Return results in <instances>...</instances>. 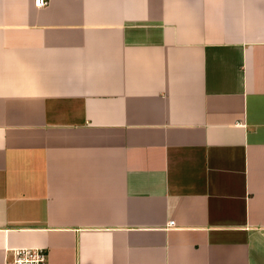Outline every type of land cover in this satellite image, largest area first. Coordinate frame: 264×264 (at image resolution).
Listing matches in <instances>:
<instances>
[{"label": "crops", "instance_id": "crops-1", "mask_svg": "<svg viewBox=\"0 0 264 264\" xmlns=\"http://www.w3.org/2000/svg\"><path fill=\"white\" fill-rule=\"evenodd\" d=\"M9 246L264 264V0H0Z\"/></svg>", "mask_w": 264, "mask_h": 264}, {"label": "built area", "instance_id": "built-area-1", "mask_svg": "<svg viewBox=\"0 0 264 264\" xmlns=\"http://www.w3.org/2000/svg\"><path fill=\"white\" fill-rule=\"evenodd\" d=\"M47 0H33L35 6H42ZM168 220L167 224H171ZM0 264H46V253L40 246L5 247Z\"/></svg>", "mask_w": 264, "mask_h": 264}]
</instances>
